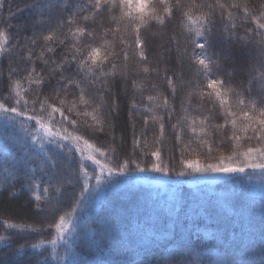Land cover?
Returning <instances> with one entry per match:
<instances>
[{
  "label": "snow or ice",
  "instance_id": "6c2138e0",
  "mask_svg": "<svg viewBox=\"0 0 264 264\" xmlns=\"http://www.w3.org/2000/svg\"><path fill=\"white\" fill-rule=\"evenodd\" d=\"M89 15L80 17L83 21H93L98 16L107 13L111 24L99 25V28L90 27L88 24L81 26L77 19L57 22L56 29H49L48 34L38 31L39 24L43 21H33L30 27L33 29L30 36L22 37L23 47H29L26 57L28 67L25 68L27 75L23 79H14V70L10 69L7 96L0 95V118L3 119V127L9 125L19 127L25 133V137L36 145L35 148L25 144L24 154L15 161L17 173L23 174L25 183L22 187L37 192L41 183H47L43 193L51 196L43 200L37 193L35 196L36 208L41 213L58 215V222L53 221L47 226L55 228V239L48 242L56 249L57 241L66 239V233L70 227V220L77 219V209L81 212L89 206H100L107 202L112 193H117L124 188L144 185V181L152 182L159 178L167 177L168 182L185 180L182 177H192L193 180H209L215 178H234L242 183L257 181L264 192V6L251 8L247 0H231L230 3H222L215 0V4L203 3L196 5L194 0H90ZM6 7V0H0V14ZM26 8L39 10L44 7L39 0L26 5ZM220 10V20H224L227 14V23L224 24L221 35L227 33L228 39L236 38L238 43L247 44L258 48L259 60L252 61L249 70L250 79L242 86H233L231 82L225 81L220 76L211 78L214 70L221 68L218 58L208 55L211 46V37L216 26V9ZM207 9V11H205ZM179 10L182 21V33H186L185 43L200 49V54L194 57L195 72L193 79L187 84L193 89L188 100L191 103L192 96L215 101L216 106L222 110L223 123L216 124L215 129L230 130L229 139L235 143V150L229 156H220L216 163H201L197 159H185L181 154L179 169H174L170 164L161 159V147H154L150 152L155 160L150 166H142L135 157V150L141 151L146 147L140 140L133 137V155L122 160L117 159V148L114 146L116 138L112 135L111 143L98 147L90 142L88 130L103 134L108 137L114 130L112 116L119 114L120 104L114 99V87H122L127 94L131 85L137 91H143V86L138 85L137 80L128 79L129 52L138 58V70L149 74L152 69L148 66V57L145 54L146 41L142 38L144 30L153 26V22L161 26H167L172 17ZM24 9H17L22 12ZM83 8L78 7L77 12L82 13ZM16 15L9 12L7 18L0 15V58L12 57L14 51H22V45H12L9 42L7 28L12 27L11 20ZM254 24L255 27H246L244 35L239 36L235 31L239 26L237 21ZM67 25V33L63 27ZM73 25L75 28L73 30ZM29 25L22 26L27 31ZM59 29V31L57 30ZM123 33V35H121ZM72 43L66 44L68 37ZM117 37L120 42L119 51L116 50V42L111 37ZM63 37V38H61ZM43 42L42 44L40 42ZM130 41V42H129ZM61 45V53H57L56 47ZM41 47L39 55L33 60L34 49ZM179 51V49H178ZM49 54V55H46ZM59 55V59H54ZM24 59V57H21ZM36 61L48 66L45 71H38ZM260 64L257 69L256 64ZM158 71V70H157ZM259 71V77L255 73ZM184 82L183 73L179 77ZM28 88L22 92L24 83ZM168 82L174 83L171 78ZM258 83L259 92L256 99L253 95ZM153 87H155L153 85ZM209 89L210 91H205ZM48 90L49 94H45ZM175 86L172 88L175 94ZM157 97L148 95L150 104L157 102ZM131 108L136 111L140 108L134 100H130ZM82 106V107H80ZM162 107L168 108L167 98H163ZM90 109V110H89ZM175 111L171 108L169 115ZM147 115L143 121L145 125L149 120L159 122V135L163 137L165 124L162 117L151 115L153 108L148 107ZM182 120H177L172 129L179 128L181 133L187 126L202 143H207L202 138L207 135L209 127L208 117L197 120L195 116L184 109ZM90 118L93 124L87 121ZM60 127L57 128L56 125ZM72 127L76 133L85 129L82 134H73L67 131ZM54 145V149L49 147ZM245 145H247L245 147ZM243 149V150H241ZM79 152L80 158L76 161L75 177L80 183L78 196L74 198V207L70 212L59 215L55 208L48 207L52 197L61 193V187L71 183L73 176L65 168L60 159L63 153L67 160L73 159V153ZM143 155H149L143 152ZM103 158L105 162H102ZM85 161H92L96 165L91 174L86 168ZM4 164H8L5 160ZM248 169L259 170V175L248 174L246 177L235 176V174L246 173ZM7 171V169H5ZM159 174V176L154 175ZM5 177V183L11 177ZM124 179H121V178ZM171 187L172 184H169ZM197 207L193 209L191 217L186 213L185 219L192 220L208 213V199L201 201L196 193H192ZM231 194L219 196L217 203L227 205L230 203ZM184 207L183 197L179 198V211L174 203L171 214V223L167 228L150 227L145 223L137 222L127 230L121 228L119 220H105L94 234L86 233V241L89 252L86 256H80L66 249V257H62L64 264H149L146 259L153 249L165 244H171L168 251L181 253L186 249L193 235L190 228L184 227L179 213ZM139 215V212H138ZM261 217H264V201H261ZM8 229L20 231H39L29 225H18L8 223ZM179 228V231H177ZM211 238L227 247L239 248L241 253L248 250L249 245L257 238L264 241V222L258 231L248 230L241 233H233L230 240L225 241L222 232L205 233ZM199 239V236L197 235ZM7 237L0 235V242L6 241ZM44 245V241L33 243L31 248L37 249ZM10 246V245H9ZM25 245H21L17 251H23ZM177 264H180L178 261ZM183 264H202L199 253L190 255ZM216 264H249L243 259L232 257L227 251L221 256Z\"/></svg>",
  "mask_w": 264,
  "mask_h": 264
},
{
  "label": "trees",
  "instance_id": "16d2710c",
  "mask_svg": "<svg viewBox=\"0 0 264 264\" xmlns=\"http://www.w3.org/2000/svg\"><path fill=\"white\" fill-rule=\"evenodd\" d=\"M35 0H6V7L3 11L2 17L7 18L9 12H14L16 15L12 18V27L7 28L9 33V42L12 45L19 42L22 45V51H14L12 57L4 56L0 58V95L7 96V86L9 84L10 69L14 70V79H23L27 73L25 68L28 67L26 57L28 55L29 47H23L22 37L30 36L33 29L30 27L33 21L40 22L38 31L42 34H48L49 29H56L57 22H64L74 17L77 19V23L81 26L88 24L90 27L99 28L100 24L106 27L111 24L110 16L105 13L102 16H98L95 21L90 17L89 21L85 22L80 17L83 15H89L88 9L90 5L86 0H39L44 7L39 10L26 8V5L34 3ZM260 0H248V5L252 8H257ZM83 8L82 13L77 12V8ZM24 9L22 12H17V9ZM224 22L227 21V14L225 13ZM217 22V20H216ZM29 25L27 31L22 29V26ZM75 25H73L74 29ZM246 27L254 26L251 23L242 25L241 29H236L238 34H243ZM59 31V29H57ZM63 32L67 33V25L63 27ZM217 23L213 30L214 34L211 37V46L208 49V55L214 58H221L222 67L217 72L214 70L211 78L220 76L223 79L231 77V73L235 72L228 70L239 68L241 70V76L247 77L249 75L247 67V58L243 64L232 65V60L226 59L223 55L225 48H227L223 40L217 33ZM123 35V33H121ZM63 38V37H61ZM142 38L146 41L145 54L148 57V66L152 69L149 74L143 73L138 70L136 58L132 52H129L130 60L128 61V79L137 80L138 84L145 82V85H149L146 82L154 84V88H146L151 94L156 96L159 103H162L163 98H167L168 103L173 100V92L171 84L168 82V78H171L173 82H176L179 87L187 88L183 86L184 82L179 81L180 74L183 73L184 81L195 72L194 60L189 55L179 56L172 50L165 47L163 44L164 34L156 29L149 28L143 31ZM116 42V50L119 51L120 42L115 36L111 37ZM130 42V41H129ZM43 43L42 41L40 42ZM72 40L69 36L66 40V44H71ZM230 43V42H229ZM232 44V43H231ZM247 45V44H244ZM57 49V53H61L63 46L53 45ZM249 46V45H248ZM41 51L40 46H36L34 49L33 60L39 55ZM231 53V51H230ZM49 55V54H46ZM24 57V59H21ZM59 59V55L54 57ZM181 60V61H180ZM229 67H225V66ZM36 67L38 71H45L48 66H45L42 62L36 61ZM158 70V71H157ZM228 72V73H227ZM29 86L27 82L24 83L22 92ZM131 85L128 87L127 94L123 92L122 87H114V99L120 104L119 114L111 117L115 127L111 135L105 137L103 134L94 133L91 129L88 130L89 135L85 138H89L90 142L95 143L98 147L104 146L106 143H111L112 135L115 136V147L117 148V159H123L133 155V137L136 134V129L142 127L143 130L139 134H144L146 138L149 137L152 140V150L154 147H161V159L166 164L174 169H179L181 159V147L182 141L179 138L178 129H172V122L167 108L163 107V111H159L157 114L163 118L165 124V131L163 137L159 135V122H152V124L136 125V117L146 115L143 113L138 114L137 111H133L129 101ZM45 94H49L48 90H45ZM82 107V106H80ZM90 110V109H89ZM135 114V116L133 115ZM156 114V115H157ZM144 119L142 120V122ZM89 124H93L90 118L87 121ZM3 119L0 118V235L7 237L6 241L0 242V264H64L62 257H66V249L75 252L80 256H86L89 252L86 233L94 234L97 227L105 220L118 219L122 229L131 225L145 210L146 206L160 197L164 198L171 205V210L175 203L176 210L179 209V198L183 197V203L185 204L190 198L193 191L194 181L182 177L180 181L168 182L167 177L159 178L156 181L148 182L144 181V185H137L135 187L124 188L117 193L109 195L106 203L100 206H89L84 211L77 209V219L70 220V227L66 233V244L64 240L57 241L56 249L53 250L52 245L48 242L50 239H55V228H49L47 225L53 221L58 222V215L41 213L36 208L35 196L39 193L43 200H48L51 196V190L48 194L43 193V188L48 187L47 183H41L40 189L37 192L28 190L22 185L25 183L22 173H17L15 168V161L19 156L24 154L25 144L35 148L36 145L32 144L30 140L25 137L24 131L18 126L13 127L9 125L6 129L3 127ZM60 127L59 124L56 125ZM67 131L73 134H82L85 129L81 127V132L76 133L72 127H68ZM139 130H137L138 132ZM49 147L54 149V145ZM55 150V149H54ZM151 150V151H152ZM144 151L140 148L135 150V157L142 166H150L151 162L155 160V157L149 155H143ZM80 158L79 152L73 153V159L67 160L63 153L60 154V159L65 168L69 171V174L73 176L71 183L65 184L61 187V193L52 197L48 203V207L55 208L59 215H63L65 212H70L74 205V198L78 196L80 191V182L75 177V169L77 167L76 161ZM102 162H105L103 158ZM7 160L8 164H4ZM89 174L96 169V165L92 161H85ZM7 169V171H5ZM98 170V169H96ZM11 177L5 183V177ZM159 176V174H154ZM121 179H124L123 177ZM169 184H172L171 187ZM139 212V215H138ZM15 223L18 225H29L32 228H38L39 231H20L17 229H8L7 224ZM44 241V245L41 248L33 249L30 247L33 243H39ZM10 245V246H9ZM25 245L23 251H17L21 246ZM185 250V249H184ZM176 255L180 253L174 252ZM173 253V254H174Z\"/></svg>",
  "mask_w": 264,
  "mask_h": 264
},
{
  "label": "rangeland",
  "instance_id": "374dc122",
  "mask_svg": "<svg viewBox=\"0 0 264 264\" xmlns=\"http://www.w3.org/2000/svg\"><path fill=\"white\" fill-rule=\"evenodd\" d=\"M86 1H88L87 3L91 6L90 0ZM194 2L196 5L205 2L212 5L215 4V0H194ZM221 2L230 3L231 0H221ZM261 6H264V0H260L257 8ZM205 11H207V9H205ZM219 13L220 10L217 8L216 16L214 17V19L217 20V33L219 37L221 36L220 38L223 42L228 45L223 55L227 57L226 59L232 60V65L235 66H237V64H243L246 61L245 58H247L246 64L249 72L252 67V61L254 59L259 60L260 53L258 48L238 43L235 37L230 40L227 37V33L221 35L224 24L227 23V21H221ZM170 19L171 22L168 23L167 26H161L153 22V26L150 28L156 29L160 31L161 34H164L163 44L166 48L172 50L179 56L189 55L195 62L194 57L200 54V49H196L191 44L185 43L186 33L181 34V21L183 18L179 10H177L176 15ZM237 23L241 25V21L238 20ZM247 23L248 22H244L242 25ZM242 25L239 26V29H241ZM252 25L255 27L254 24ZM243 35L244 33L239 34V36ZM136 60H138V58H136ZM219 60H221V58H219ZM225 67L229 66L226 65ZM256 67L259 69L260 64L257 63ZM233 68L229 69L228 72L231 73L230 71L233 70L235 72H232L231 75L233 73L235 74L229 77V79H224L225 81L231 82L233 86L239 87L250 79L249 75L247 77L241 76L242 73H240L241 70L239 68H235V70ZM259 74V71L255 73L257 77H259ZM192 79L193 75L188 76L184 81L183 86L187 87L186 89L179 87L176 82L171 83V89L175 86L176 91L175 94H173V100L168 103L169 107L167 110L171 111V108H175V111L170 115L172 125L175 124L177 120L183 119L185 108L188 109L189 115L195 116L197 120L204 116L208 117L209 127L206 129L208 134L202 138L206 140L207 143H202L201 139H198L187 126L183 128L182 133L178 128L179 138L182 141L181 154L183 153V158L185 159H197L201 163H216L220 156L231 155L236 146L235 143L229 139L230 130L223 128L215 129L214 127L216 124L223 123L222 110L216 106L215 101L204 99L199 96H192L191 103H189L188 97L193 89L187 84V81ZM144 83L145 82L138 84L143 86L142 92L135 90L132 86L130 89L131 100H134L137 105H140V108L136 110L137 113H142V115L143 113L146 114L136 117L135 122L137 126L139 124L144 125L142 120L145 119L147 115H150L147 112L148 107L153 108V113H151V115H155L158 118L160 115L157 113L163 111V107L161 106L162 103L157 101L155 104H150L147 100V96L151 93L146 88L153 89L154 84L146 82L149 85H145ZM205 91L210 90L205 88ZM258 92L259 86L257 83L253 93L256 99H259V96L256 95ZM133 115L135 116L134 113ZM152 122L154 123V121L149 120L148 124H152ZM137 130L139 131L137 132ZM142 130V127L136 129V134L139 135V137L136 136V139L140 140L143 145H146L143 151L150 153L152 150V140L151 138L149 139V137L146 138L144 134H141L142 132L139 134ZM246 146L247 145H245V147ZM248 174L258 176L260 173L259 170L254 171L248 169L246 173L235 174V176L246 177ZM186 178L194 181L193 191L199 196L201 201L208 199L209 211L207 214L192 220L185 219L186 213L191 217L193 209L197 207L194 197L191 195V198L184 204L179 215L183 220L184 227L190 228L196 235L192 236L188 247L183 250L180 255L168 251V249L172 247L171 244H165L159 248L153 249L146 258L149 264H177L178 261L180 264H183V261L189 258L190 255L195 256L197 253H199L202 264H216L225 251L232 257L243 259L249 262V264H264V241L258 238L249 245L248 250L241 253L239 248L227 247L226 242L222 243L205 236V233L222 232L225 241H227L232 238L233 233H241L248 230L258 231L261 223L264 222V217H261V201H264V192L261 191V185L257 181L248 182L245 180L242 183L230 177L209 180H193L192 177ZM226 194H231L230 203L226 206L218 204V197ZM171 212L170 203L160 197L151 201L140 216L129 225L126 230L137 222L145 223L150 227L167 228L172 221V217L169 215ZM177 231H179V228H177Z\"/></svg>",
  "mask_w": 264,
  "mask_h": 264
}]
</instances>
